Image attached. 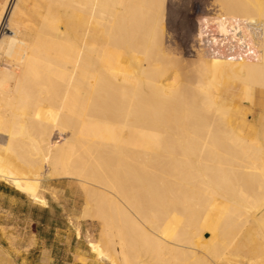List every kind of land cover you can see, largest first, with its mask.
I'll use <instances>...</instances> for the list:
<instances>
[{"label": "bare ground", "instance_id": "obj_1", "mask_svg": "<svg viewBox=\"0 0 264 264\" xmlns=\"http://www.w3.org/2000/svg\"><path fill=\"white\" fill-rule=\"evenodd\" d=\"M165 1L0 0V177L77 179L110 264H264V141L224 83L264 97V0H214L241 59L165 46Z\"/></svg>", "mask_w": 264, "mask_h": 264}, {"label": "rangeland", "instance_id": "obj_2", "mask_svg": "<svg viewBox=\"0 0 264 264\" xmlns=\"http://www.w3.org/2000/svg\"><path fill=\"white\" fill-rule=\"evenodd\" d=\"M217 10L221 12L214 0H166L165 46L189 53L194 39L192 45L196 43L199 21L204 16L218 13ZM4 31L8 32V26L4 27ZM252 38L251 46L253 44L256 48L258 44L256 45L255 37ZM248 42L250 43L249 40ZM186 46L187 48L189 46V50ZM263 46L264 43L258 45L257 49H262ZM205 54L207 58H211L206 51ZM224 83H228L232 90L228 97L233 104L234 112H236L235 118L240 119L252 133L256 132L263 137L261 140L264 141V97L260 96L259 87L251 85L253 89L252 102H247L244 99V83L242 81L226 78ZM61 138L62 136L57 131L53 133L54 140L60 141ZM0 180H5L16 186L10 178L0 177ZM35 184L37 187L31 192H25L27 195H21L22 198L28 197L30 203L27 210L28 224L31 227V219L40 221L38 230L47 237L46 247L48 248L53 242L52 232H59L58 239L54 240L56 245L57 241H60V249H54V255L56 259H59V264H67L68 261H76L77 264H110V261L102 259L91 245L92 242L102 239L100 222L80 216L86 200V193L80 182L70 177H52L44 178ZM32 205L37 207L35 211L31 207ZM74 234L76 238H73ZM69 244L72 249H68ZM69 250L71 253H68ZM17 253L19 258L24 256L20 252ZM29 258L34 261V258H37L36 253L30 255Z\"/></svg>", "mask_w": 264, "mask_h": 264}, {"label": "crops", "instance_id": "obj_3", "mask_svg": "<svg viewBox=\"0 0 264 264\" xmlns=\"http://www.w3.org/2000/svg\"><path fill=\"white\" fill-rule=\"evenodd\" d=\"M21 195L27 194L0 180V264H59L54 255V249H60V241L54 244L59 232H52L53 242L50 248L46 247L47 237L38 230L40 221L31 219L29 227L27 210L30 203L28 197L22 198ZM31 207L34 211L37 209L34 205ZM68 247L72 249L70 244ZM17 252L24 256L19 258ZM35 253L37 258L33 261L29 257ZM68 253H71L70 250ZM67 264L77 263L68 261Z\"/></svg>", "mask_w": 264, "mask_h": 264}, {"label": "built area", "instance_id": "obj_4", "mask_svg": "<svg viewBox=\"0 0 264 264\" xmlns=\"http://www.w3.org/2000/svg\"><path fill=\"white\" fill-rule=\"evenodd\" d=\"M215 15H208L202 17L198 23L199 32L198 37L201 45L210 57H222L241 59L252 58L255 55V49L248 42L243 35L242 30H238L234 34L232 30L223 33L217 21L214 19ZM232 29V27H229Z\"/></svg>", "mask_w": 264, "mask_h": 264}]
</instances>
